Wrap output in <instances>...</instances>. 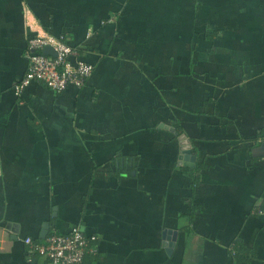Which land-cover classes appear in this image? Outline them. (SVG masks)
I'll list each match as a JSON object with an SVG mask.
<instances>
[{"label":"crops","instance_id":"0c3cea01","mask_svg":"<svg viewBox=\"0 0 264 264\" xmlns=\"http://www.w3.org/2000/svg\"><path fill=\"white\" fill-rule=\"evenodd\" d=\"M44 31L81 87L16 89ZM76 225L80 264H264V0H0V264Z\"/></svg>","mask_w":264,"mask_h":264},{"label":"built area","instance_id":"2783aa9c","mask_svg":"<svg viewBox=\"0 0 264 264\" xmlns=\"http://www.w3.org/2000/svg\"><path fill=\"white\" fill-rule=\"evenodd\" d=\"M46 45L52 48L54 54L42 51ZM76 54L77 49L62 36L45 31L35 33L27 40L25 56L28 65L16 89L32 79L42 81L54 91H61L69 85L81 87L92 71V64L79 58L72 63L70 57ZM95 238L94 234H84L76 225L65 233L50 230L42 240L27 236L24 241L30 250L43 255L51 264H80L84 253L93 250L91 242Z\"/></svg>","mask_w":264,"mask_h":264},{"label":"water","instance_id":"95a60500","mask_svg":"<svg viewBox=\"0 0 264 264\" xmlns=\"http://www.w3.org/2000/svg\"><path fill=\"white\" fill-rule=\"evenodd\" d=\"M43 52L45 53H51L54 54L52 48L48 45L44 46L42 49ZM170 130L175 132V128L173 126L169 127ZM178 143H179V154H178V160L177 163L179 165H193L194 163V155L191 154V146L189 144V140L186 137L185 133H179L177 135ZM48 224H45V228L47 229ZM45 229V230H46Z\"/></svg>","mask_w":264,"mask_h":264}]
</instances>
